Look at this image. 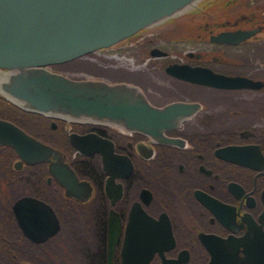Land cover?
<instances>
[{
    "label": "flooded vegetation",
    "instance_id": "1",
    "mask_svg": "<svg viewBox=\"0 0 264 264\" xmlns=\"http://www.w3.org/2000/svg\"><path fill=\"white\" fill-rule=\"evenodd\" d=\"M251 4L191 25L183 12L118 41L132 64L104 78L138 85L155 106L188 104L158 136L29 111L0 92V118L56 148L76 176L69 194L48 169L55 158L26 162L0 144V264H264V0ZM253 26L236 43L209 40ZM172 64L201 68V79ZM211 73L249 79L222 85ZM32 198L39 208L25 205Z\"/></svg>",
    "mask_w": 264,
    "mask_h": 264
},
{
    "label": "water",
    "instance_id": "2",
    "mask_svg": "<svg viewBox=\"0 0 264 264\" xmlns=\"http://www.w3.org/2000/svg\"><path fill=\"white\" fill-rule=\"evenodd\" d=\"M196 1L0 0V68L4 70L0 92L29 111L71 121L108 123L158 136L157 130L177 121L188 104L172 101L155 106L134 83L74 76L51 66L106 48L143 27L179 14ZM258 29L259 26L222 29L210 33L209 40L236 43ZM169 71L195 81L203 72L186 64H172ZM207 76L222 85L249 79L217 73ZM75 136L78 135H70L72 143H76ZM77 138L83 140L85 135ZM0 144H9L26 162L55 158L48 163L49 171L58 177L67 193H73L71 184L76 176L56 148L3 118ZM25 205L39 208V200L29 199Z\"/></svg>",
    "mask_w": 264,
    "mask_h": 264
},
{
    "label": "rangeland",
    "instance_id": "3",
    "mask_svg": "<svg viewBox=\"0 0 264 264\" xmlns=\"http://www.w3.org/2000/svg\"><path fill=\"white\" fill-rule=\"evenodd\" d=\"M252 2L254 7V4H259V1L262 0H228L224 5L221 4L220 7L217 8H211L208 12L204 10V8H200L199 5L194 6L193 4L187 6L182 12H193L195 8L197 9L194 12H197V16L193 18L194 16L191 15V18L196 22L197 17L200 18V16L205 15V19H211V16L213 13L216 15H225L226 13L232 14L233 12H236L238 10H243L244 8L247 9L246 2ZM208 9V8H205ZM210 9V8H209ZM251 9H254L253 7ZM247 11V10H245ZM242 11L241 13L245 12ZM179 13V14H180ZM178 15V14H177ZM189 20V19H188ZM187 22V20L185 21ZM193 22V23H194ZM188 23V22H187ZM180 26V25H179ZM181 30V28H180ZM178 45H182L181 47H189L194 46L195 44L192 42H182L177 43ZM261 52L260 60L262 61L258 67H261V69H264V43H261L258 46V52ZM94 52V53H93ZM87 52L85 54H82L78 57L66 60L64 62H61L57 65V67L65 69L67 73L74 76H103V77H117L119 72L121 71V67L127 68L131 66L132 64V57L128 53H121L118 48V44L116 46H112L110 48H103V49H97L95 51ZM178 87L181 89H187L191 93L196 94L198 92V87L193 86L191 84L186 83H177ZM169 94L171 92H168Z\"/></svg>",
    "mask_w": 264,
    "mask_h": 264
},
{
    "label": "trees",
    "instance_id": "4",
    "mask_svg": "<svg viewBox=\"0 0 264 264\" xmlns=\"http://www.w3.org/2000/svg\"><path fill=\"white\" fill-rule=\"evenodd\" d=\"M261 1H259V3H260ZM253 6V5H252ZM183 15V14H182ZM182 15H179V16H177V18H181V16ZM186 15H188V25H191V24H193V22H194V20L196 19L195 17L197 16V12H189V13H187ZM191 15H193L194 17L193 18H195L194 20L191 18ZM198 18V17H197ZM118 44V41L117 42H115V43H113V44H111L110 46H108V47H106V48H110V47H114V46H116ZM57 65V64H56Z\"/></svg>",
    "mask_w": 264,
    "mask_h": 264
},
{
    "label": "bare ground",
    "instance_id": "5",
    "mask_svg": "<svg viewBox=\"0 0 264 264\" xmlns=\"http://www.w3.org/2000/svg\"><path fill=\"white\" fill-rule=\"evenodd\" d=\"M93 52V51H92ZM94 53V52H93ZM129 54V53H128ZM54 67V66H53ZM60 68V67H59Z\"/></svg>",
    "mask_w": 264,
    "mask_h": 264
}]
</instances>
